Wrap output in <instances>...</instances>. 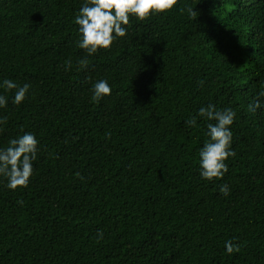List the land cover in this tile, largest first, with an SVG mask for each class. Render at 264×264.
<instances>
[{
    "label": "trees",
    "instance_id": "1",
    "mask_svg": "<svg viewBox=\"0 0 264 264\" xmlns=\"http://www.w3.org/2000/svg\"><path fill=\"white\" fill-rule=\"evenodd\" d=\"M82 2L0 0V79L31 85L0 109V148L39 141L28 186L0 180V264H264V110L248 109L264 101V0H178L91 56ZM100 78L112 92L94 101ZM209 103L236 113V155L212 181L208 121L187 123Z\"/></svg>",
    "mask_w": 264,
    "mask_h": 264
},
{
    "label": "clouds",
    "instance_id": "2",
    "mask_svg": "<svg viewBox=\"0 0 264 264\" xmlns=\"http://www.w3.org/2000/svg\"><path fill=\"white\" fill-rule=\"evenodd\" d=\"M178 7V0H83L74 16L77 25V46L89 56L100 50H108L118 38L126 37L130 20L144 21L154 15L166 14ZM192 17L196 11L192 7L179 8ZM86 64L87 61H81ZM29 83L17 84L8 78L0 79V109L9 103L8 93L11 92V101L21 105L29 93ZM12 90H15L14 92ZM112 87L107 79L100 78L91 85V99L99 101L109 96ZM264 96V93H260ZM250 112L258 109L264 110V101L254 100L248 105ZM236 117L231 108L219 110L214 104L200 106L196 115L189 121L190 125L197 124V118L208 121L205 135L208 138L200 147L198 155L199 175L207 181L220 180L228 170L226 161L236 155L233 147V125ZM0 118V123H2ZM39 141L32 132L24 131L21 135L11 138L8 146L0 148V180L9 190L26 188L33 175L34 161L37 159ZM219 191L229 194L227 184H221ZM102 233H97V238H102ZM225 252L232 254L239 251V244H234L231 239L224 242Z\"/></svg>",
    "mask_w": 264,
    "mask_h": 264
}]
</instances>
